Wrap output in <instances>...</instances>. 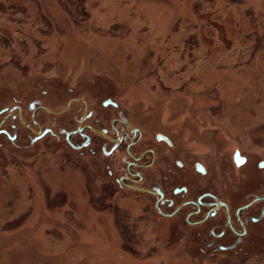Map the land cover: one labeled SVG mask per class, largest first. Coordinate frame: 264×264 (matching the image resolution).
Wrapping results in <instances>:
<instances>
[{
    "label": "rangeland",
    "instance_id": "rangeland-1",
    "mask_svg": "<svg viewBox=\"0 0 264 264\" xmlns=\"http://www.w3.org/2000/svg\"><path fill=\"white\" fill-rule=\"evenodd\" d=\"M36 1L34 23L0 16V109L32 99L56 107L69 89L115 96L152 132L261 157L264 0ZM21 182L15 192L0 182V264H264L187 256L148 219L147 203L119 193L19 192ZM126 226L160 248H131L140 235Z\"/></svg>",
    "mask_w": 264,
    "mask_h": 264
},
{
    "label": "flooded vegetation",
    "instance_id": "flooded-vegetation-1",
    "mask_svg": "<svg viewBox=\"0 0 264 264\" xmlns=\"http://www.w3.org/2000/svg\"><path fill=\"white\" fill-rule=\"evenodd\" d=\"M64 93L56 107L32 99L0 109V182L11 192L19 179V192H116L147 203L148 219L187 256L264 263V150H201L152 132L115 96Z\"/></svg>",
    "mask_w": 264,
    "mask_h": 264
},
{
    "label": "trees",
    "instance_id": "trees-1",
    "mask_svg": "<svg viewBox=\"0 0 264 264\" xmlns=\"http://www.w3.org/2000/svg\"><path fill=\"white\" fill-rule=\"evenodd\" d=\"M1 1H2V5L6 8V13L1 14L0 16L4 15V16H6L7 20L15 22L16 21L15 20V15L16 16L19 15L22 19H20L17 23L19 25L23 24L22 25L23 27L25 26L24 23H26V25H27L28 23H31V22L34 23L35 22L33 17H31L29 15L28 11H29V6L30 5H31V7H34L33 5L37 4L36 0H1ZM101 199L102 198H100V199H95L94 198V200H96V202L99 201V200L101 202H104V200L106 198L103 199V201ZM60 200L61 199H57V202L60 201ZM61 202H62V200H61ZM99 204H100V202H99ZM118 215H120L119 222L123 223L124 225L127 224V222H128L127 217H125L124 215H122L120 213ZM124 228H125L124 232L128 231L133 236L134 235L135 236L140 235V236H137L138 240H136V241H138V243H136L134 245L131 244L132 245V246H130L131 248L136 247V250H140V248L142 249L143 247H148V248L150 247V250H152L154 252L157 251L160 248V246L158 247V245H159L158 242L159 241L157 242L158 237L154 240V243L145 242V239L143 237V232L141 230H138V228H136V227H131V229L135 230L134 232H131L129 226L128 227L126 226ZM137 230H138V232H137ZM125 233L127 234V232H125ZM166 234H167V232H166ZM167 238L169 239L168 235H167Z\"/></svg>",
    "mask_w": 264,
    "mask_h": 264
}]
</instances>
